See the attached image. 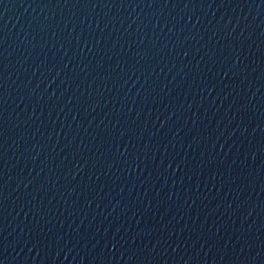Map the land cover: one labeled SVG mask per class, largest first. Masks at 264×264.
<instances>
[{
	"label": "water",
	"instance_id": "1",
	"mask_svg": "<svg viewBox=\"0 0 264 264\" xmlns=\"http://www.w3.org/2000/svg\"><path fill=\"white\" fill-rule=\"evenodd\" d=\"M0 264H264V0H0Z\"/></svg>",
	"mask_w": 264,
	"mask_h": 264
}]
</instances>
